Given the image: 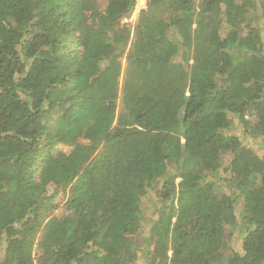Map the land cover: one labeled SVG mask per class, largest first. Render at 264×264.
<instances>
[{
  "label": "trees",
  "instance_id": "trees-1",
  "mask_svg": "<svg viewBox=\"0 0 264 264\" xmlns=\"http://www.w3.org/2000/svg\"><path fill=\"white\" fill-rule=\"evenodd\" d=\"M136 1L0 0V264H264V0Z\"/></svg>",
  "mask_w": 264,
  "mask_h": 264
},
{
  "label": "rangeland",
  "instance_id": "rangeland-1",
  "mask_svg": "<svg viewBox=\"0 0 264 264\" xmlns=\"http://www.w3.org/2000/svg\"><path fill=\"white\" fill-rule=\"evenodd\" d=\"M100 2V5L101 7L104 5L105 3V0H98ZM146 1L147 0H137L136 1V6L133 10V12L129 15V16H125L121 19V23L123 25H126V24H132L134 19L137 17V14H138V11L139 9H142L145 7L146 5ZM122 62L124 63V60H122ZM232 129V128H231ZM242 128L240 127V125H238L237 127H233L232 131L236 134L240 133V130ZM243 137V141L252 147V149L259 155H264V141L262 139H256V140H253V139H249L248 137L246 136H242ZM58 148L60 150H67L68 149V146H63V145H60L58 146ZM62 195L59 194L58 195V199H61ZM152 198V194L148 192V194L145 196V198L142 199V203H143V211H144V220H143V230L138 233V235H136V239H137V242L138 244H143V239H149L147 241H149V243H151V238L152 236L154 237L153 234H155V232H157V226H153L152 225V221L155 216L153 215L154 214V207H153V202L151 200ZM63 205V202L60 203V207L55 211V213H61L62 212V209L61 208ZM239 210H237V214ZM234 235L233 236H239V232L237 231V229L235 231H233ZM236 237H233L231 239H229L227 241V245H226V250L225 252H230V251H233V250H237L239 249V243L237 240H235ZM237 243V244H236ZM150 262V257L147 256V255H144L142 253V251H138V255H137V259L133 260L130 264H148Z\"/></svg>",
  "mask_w": 264,
  "mask_h": 264
},
{
  "label": "built area",
  "instance_id": "built-area-1",
  "mask_svg": "<svg viewBox=\"0 0 264 264\" xmlns=\"http://www.w3.org/2000/svg\"><path fill=\"white\" fill-rule=\"evenodd\" d=\"M139 10H141V9H139ZM139 10H137V11H139Z\"/></svg>",
  "mask_w": 264,
  "mask_h": 264
}]
</instances>
